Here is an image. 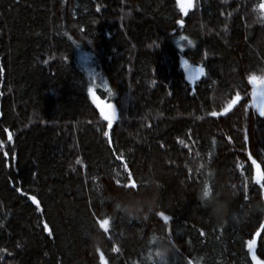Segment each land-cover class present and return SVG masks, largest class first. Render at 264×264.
Instances as JSON below:
<instances>
[{
	"label": "trees",
	"instance_id": "1",
	"mask_svg": "<svg viewBox=\"0 0 264 264\" xmlns=\"http://www.w3.org/2000/svg\"><path fill=\"white\" fill-rule=\"evenodd\" d=\"M262 3L0 0V264H264Z\"/></svg>",
	"mask_w": 264,
	"mask_h": 264
},
{
	"label": "clouds",
	"instance_id": "2",
	"mask_svg": "<svg viewBox=\"0 0 264 264\" xmlns=\"http://www.w3.org/2000/svg\"><path fill=\"white\" fill-rule=\"evenodd\" d=\"M207 203L211 209V214L213 217L222 216L224 219H227L229 212V205L227 200L217 201L215 199H209ZM127 208L133 216L144 210L151 212L153 210V196L149 195L145 196L142 199L130 200L127 202Z\"/></svg>",
	"mask_w": 264,
	"mask_h": 264
},
{
	"label": "snow or ice",
	"instance_id": "3",
	"mask_svg": "<svg viewBox=\"0 0 264 264\" xmlns=\"http://www.w3.org/2000/svg\"><path fill=\"white\" fill-rule=\"evenodd\" d=\"M192 7H193V6H192ZM98 10H99V9H98ZM183 13H186V12H183ZM177 23H181V22H180V21H177ZM181 39H187V38H186V37H181ZM190 43H191V42H190ZM184 63H187V61H184ZM201 70H203V72H204V69H203L202 67L198 69V72L200 73ZM88 91H89V94L91 95V93H92V89L89 88ZM92 101H93V103L96 105V107L99 109V111H100V115L103 117V119H104L105 121H107V123H108V127L111 128V126H112V124H113V121H114L115 119H112L111 122H110L109 119H106V118H105V116L103 115V113H106V112H108L109 110H111L112 113H113V116L116 118V111H115L114 106H113L112 104H110V103H109V104H102V103H101V102H100L95 96H92ZM260 103H264V97H261V98H260ZM259 116H260V117H264V114H261V113L259 112ZM104 135L107 137V136L109 135V133L106 131V132L104 133ZM8 139H9V141H11L12 136L9 135V136H8ZM3 147H4V145H3L2 143H0V148H3ZM253 163H255V161H253ZM124 186H130V187H133V188L136 187L134 183H133L132 185H124ZM208 195H209V191L206 189V190L204 191V197H207ZM31 200H32V202H33L34 204H37V207H39V204H38V202H37L35 196H32V197H31ZM161 216H162V218H163V220H164L165 222H167V221L169 220V217H168L167 215H164L163 213H161ZM44 227H45V230L47 231V230H48V226H47V224H45ZM248 243H249V241H248Z\"/></svg>",
	"mask_w": 264,
	"mask_h": 264
},
{
	"label": "rangeland",
	"instance_id": "4",
	"mask_svg": "<svg viewBox=\"0 0 264 264\" xmlns=\"http://www.w3.org/2000/svg\"><path fill=\"white\" fill-rule=\"evenodd\" d=\"M178 2V0H177ZM178 5L179 7L183 8L185 10V12H187L189 9H191V7L193 6V0H186V5L185 7H183L182 5L179 4L178 2ZM262 9V8H261ZM187 72L189 73L191 79L193 81H195L196 79V76H197V69H195L194 67H190V66H187ZM252 96H257L258 100H259V105L257 107L256 110H253L256 111L258 114L259 112L261 114H264V103H260V98L261 97H264V80H256L254 83H253V86H252V91L251 93L249 94V99L251 100V97ZM251 102V101H250ZM252 107V106H251ZM246 138H248V135L245 134Z\"/></svg>",
	"mask_w": 264,
	"mask_h": 264
},
{
	"label": "water",
	"instance_id": "5",
	"mask_svg": "<svg viewBox=\"0 0 264 264\" xmlns=\"http://www.w3.org/2000/svg\"><path fill=\"white\" fill-rule=\"evenodd\" d=\"M178 2H179V4L180 5H182L183 7H185V5H186V0H178ZM261 8H262V10L264 11V3H262L261 4ZM102 104H112L113 106H114V108H115V111H116V118L113 116V113H112V111L111 110H109L108 112H106V113H103V115L105 116V118L106 119H109L110 120V122H111V120L112 119H115L114 121H113V123L117 120V117H118V112H117V109H116V106H115V104L114 103H111V102H107L106 100H104L103 98H100V97H96ZM251 106H252V108L254 109V110H256L257 109V107H258V105H259V100H258V98H257V96H252L251 97ZM95 108H96V110L98 111V113L100 114V111H99V109L96 107V105H95ZM101 116V115H100ZM102 117V116H101ZM103 118V117H102ZM112 127V126H111ZM253 250H252V257H253V259H254V262H255V264H260L258 261H257V259H255V255H254V247L252 248Z\"/></svg>",
	"mask_w": 264,
	"mask_h": 264
},
{
	"label": "bare ground",
	"instance_id": "6",
	"mask_svg": "<svg viewBox=\"0 0 264 264\" xmlns=\"http://www.w3.org/2000/svg\"><path fill=\"white\" fill-rule=\"evenodd\" d=\"M186 70H187V69H186ZM187 76H188V78H189V80H188V81H189L190 83H192V82H193V80L191 79V77H190L189 73H187ZM8 140H9V139H8Z\"/></svg>",
	"mask_w": 264,
	"mask_h": 264
}]
</instances>
